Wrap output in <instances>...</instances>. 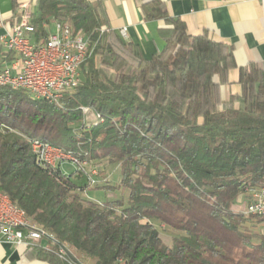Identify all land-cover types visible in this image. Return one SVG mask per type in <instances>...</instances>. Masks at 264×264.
<instances>
[{"label":"trees","instance_id":"16d2710c","mask_svg":"<svg viewBox=\"0 0 264 264\" xmlns=\"http://www.w3.org/2000/svg\"><path fill=\"white\" fill-rule=\"evenodd\" d=\"M137 1L146 21L170 25L149 59L109 29L101 0H35L37 38L47 36L43 23L67 22L91 55L58 104L0 87V191L53 237L25 255L47 264H264V219L234 209L264 187V65L240 67V94L222 102L232 47L207 30L189 35L162 0ZM12 60L0 46V70ZM83 108L95 122L84 123ZM31 140L118 166L126 199H86L114 186L41 165Z\"/></svg>","mask_w":264,"mask_h":264},{"label":"built area","instance_id":"2783aa9c","mask_svg":"<svg viewBox=\"0 0 264 264\" xmlns=\"http://www.w3.org/2000/svg\"><path fill=\"white\" fill-rule=\"evenodd\" d=\"M31 12L27 6H20L14 24L0 35V46L13 55L12 64L0 70V87L22 88L35 98L58 104L79 84L80 66L91 55L89 42L82 32H74L67 22L61 21L43 23L47 36L37 38L30 20ZM119 34L125 37V30H120ZM36 152L38 163L47 168L63 169L69 164L74 170L84 172L85 165H88L57 148L42 145ZM91 177L87 178L90 185L95 183ZM237 201L241 204L237 211L264 219V187L248 192L247 197H240ZM48 241L53 242L46 239L44 230L23 209L15 208L10 199L0 194V243L32 247ZM57 255L65 259L66 250L59 247Z\"/></svg>","mask_w":264,"mask_h":264},{"label":"crops","instance_id":"0c3cea01","mask_svg":"<svg viewBox=\"0 0 264 264\" xmlns=\"http://www.w3.org/2000/svg\"><path fill=\"white\" fill-rule=\"evenodd\" d=\"M170 16L180 19L189 35L207 30L209 36L232 47L236 68L228 72V84L221 87V100L239 95V68L250 63L264 65V0H162ZM108 27L119 34L125 30L126 42L136 46L149 59L163 47L161 31L170 28L163 20L146 21L137 0H101ZM33 11L35 0H16ZM12 0H0V35L14 24ZM13 61V60H12ZM8 62L6 65L12 64ZM88 193V191L86 192ZM85 193V194H86ZM43 243V242H42ZM82 264H92L81 259ZM0 264H47L31 260L25 247L0 243Z\"/></svg>","mask_w":264,"mask_h":264},{"label":"rangeland","instance_id":"374dc122","mask_svg":"<svg viewBox=\"0 0 264 264\" xmlns=\"http://www.w3.org/2000/svg\"><path fill=\"white\" fill-rule=\"evenodd\" d=\"M50 23V22H49ZM82 112L84 113V123L90 124L92 122H95L97 117L95 113L92 110L89 109H82ZM83 171H78L83 173V177L88 178L89 175L92 176L93 180L95 181L94 185H101V184H110L114 186V189L107 190V189H98V190H90L88 193L84 194V197L90 201L94 202H104V201H112L116 199H126L127 197V191L121 188H117L119 179H120V169L116 165H109L105 160L103 161H97L93 164L85 165ZM73 168L69 166V164H66L63 166V171L66 174H70L72 172ZM92 170H95L96 173L92 174ZM240 198H238L239 200ZM241 202V200H240ZM241 204L239 201L236 202L234 209L237 210ZM162 235L166 237H171L176 235L177 233L164 228L161 229Z\"/></svg>","mask_w":264,"mask_h":264},{"label":"bare ground","instance_id":"6f19581e","mask_svg":"<svg viewBox=\"0 0 264 264\" xmlns=\"http://www.w3.org/2000/svg\"><path fill=\"white\" fill-rule=\"evenodd\" d=\"M11 90H15V91H23V92H26L25 90H23L22 88H10ZM32 99L34 100H43L42 98H35V96L29 94V92H26ZM97 116V115H96ZM98 117V116H97ZM42 145L43 146H46V148H56V147H53V146H50L48 144H45V143H42V142H39V141H36V140H31L30 141V148H31V151L35 154L36 156V159H37V152L36 150H41L42 148ZM59 149V148H57ZM61 150V149H59ZM68 156H72L71 154L68 153ZM73 157V156H72ZM74 158V157H73ZM75 159V158H74ZM0 194L2 195V197H5L6 199H9V197L5 194H3L1 191H0ZM15 205V204H14ZM15 208H19L18 206L15 205ZM21 209V208H20ZM44 235L46 237V239H52L53 241V237L46 234V232H44Z\"/></svg>","mask_w":264,"mask_h":264}]
</instances>
